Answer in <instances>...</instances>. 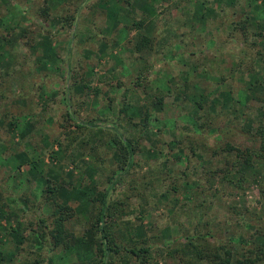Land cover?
Returning <instances> with one entry per match:
<instances>
[{"label":"rangeland","instance_id":"obj_1","mask_svg":"<svg viewBox=\"0 0 264 264\" xmlns=\"http://www.w3.org/2000/svg\"><path fill=\"white\" fill-rule=\"evenodd\" d=\"M126 1L0 0V252L5 257L0 264H79L88 259L94 252L92 200L96 190L99 194L107 189L110 202H123L126 212L116 228L125 237L119 242L132 246L131 238H156L148 264H176L175 241L185 232L194 234L196 226L212 230L214 246L234 239V261L255 245L264 247V161L246 169L250 178L259 175L242 189L217 179L212 191L197 195L203 206L195 208L197 202L192 206L193 195L183 186L197 183L196 191L203 192L209 176L188 151V142L179 145L183 152L172 145L181 140L174 120H192L185 107L170 105L187 81L192 103L207 104L218 93L226 110L233 104L226 83L221 92L208 93L225 76L234 90L242 89L237 124L242 126L246 118L264 124V0H140L144 5L134 0V10ZM70 16L75 20H68ZM246 18L251 23L245 30L241 22ZM142 19L147 20L145 27L132 30ZM141 32L152 38L151 51L137 52ZM70 66L78 80L91 81L100 94L70 77ZM140 74L142 85L137 86ZM146 89L150 99L145 98ZM162 94L168 107L161 111L148 104L156 120L115 189L108 182L118 169L111 134L98 143L97 151L83 150L77 163L69 155L60 163L51 158L53 149L58 150L56 140L77 153L88 135L75 133L74 142L65 139L66 130H75L65 121L68 107L80 120L125 127L126 121H116L112 114L118 102L125 98L135 103L136 113L129 111L123 118L139 122L137 111L142 115L143 105ZM233 116L218 114L215 126L226 127ZM238 128L224 134V142L251 146ZM212 159L214 166L223 165L222 155ZM48 179L63 182L56 201L74 210L67 222L72 233L67 249H50L55 218L54 200H47ZM152 180L153 187L147 186Z\"/></svg>","mask_w":264,"mask_h":264},{"label":"trees","instance_id":"obj_2","mask_svg":"<svg viewBox=\"0 0 264 264\" xmlns=\"http://www.w3.org/2000/svg\"><path fill=\"white\" fill-rule=\"evenodd\" d=\"M133 1L134 0H128L126 2L128 5H130L131 9L134 10L135 2ZM144 3V1L137 0V4L144 5ZM70 18L71 16L67 19L69 20ZM72 19L75 20V17L71 18V20ZM146 23L147 20L145 19H142L141 21H135L132 25V30H140L145 27ZM241 23V27L246 30V25L250 24L251 22L248 20V18H246V20ZM152 42V38L148 35L142 34V32L138 33L136 42L137 52L143 53L145 50L152 48ZM198 67V65L194 64V70H197ZM67 69L69 72H71L70 77H75V81L77 83L81 82L88 92L95 95L100 94V89L98 87L92 86L91 81L85 82V80L82 79L78 80V78H76L77 75L74 76L75 67L70 66ZM194 73L196 75L197 72L194 71ZM222 77L223 78H221V81L216 84L217 86L215 85V87L207 88L208 93L211 94L212 91L221 92L222 85L226 83L230 98L233 101V104H231V106L228 105L226 110L223 108L224 101L221 98H217L218 93L217 95L213 94L212 98L207 104H204V102H201L200 100H194V103H192L191 98L193 97L191 96L189 82L187 81L183 84V86H180V90L175 92L176 94L174 93V95L171 97L170 105H178L177 107H181L182 109L185 107L184 109L187 111V114L191 115L192 120L188 121L186 124L184 122L181 123V121H178V119L174 120L176 129H179L178 132L181 135V140H179L180 138L178 137L177 140L173 141L172 145L174 144L175 146H173L175 148H178L179 151L183 152L184 148H181L179 145L181 143L183 144L184 141L186 143H190H187V145H189L188 151L192 153L193 157H196V159L200 160L201 167L205 169V176H209L207 179L209 186H206L203 189V192L196 191V189L199 187V184L197 183L192 184L188 181V183L183 186L185 189L187 188L190 191L191 195H193V199H190V196L188 195L186 196L187 199L192 200V206L197 202V195L201 197V195L206 190H213L214 182L217 179H219L222 184L228 183L237 189L244 188V183L255 180V178L259 175L258 171L257 174L254 175V178H250L246 174V169L255 168L258 164L264 161V124L258 123L257 120L253 118H246L242 126L237 124V121L240 117L239 105L241 104L240 99H242V89L234 90L232 84H230L229 81L225 79L226 77ZM142 79L143 74H140L137 78V86L142 85ZM199 85L201 84L199 83ZM250 85L251 84H249L248 89H250ZM176 96L180 100H176ZM252 96H254V93ZM146 97L148 99L152 97L148 90L145 98ZM111 99L112 102L115 101L114 98ZM123 99L124 100L118 102V108L116 109V112H113L112 114L116 121H126L125 127L121 123H118L115 126V124H96L95 121L80 120L75 112H73L70 107H68L65 121L66 123L71 121V126H74L75 130H72L71 128L66 130V132L63 133V135L66 136L65 139L74 142L76 140L74 135L75 133L77 136H80L84 135L85 132H88V135L85 134L84 137H86V139L84 138L80 143V149L78 148L77 151V153L80 151L79 154L75 152H69V144L68 146H64L63 141L56 140L58 150H51V158L57 159V161L60 163L63 162L69 155L71 157V162L73 164L77 163L78 159L80 157L83 158L85 155L83 150L88 148L91 152L97 151L98 143L100 141L104 142L105 139L103 137H106L107 133L111 134L108 136L110 138L109 144L112 146L118 157V169L113 171V173L109 176L108 182L111 184L110 188L115 189L116 185L123 181V175H125L129 171V167L133 165L135 154L138 153L141 142L144 138L143 134H147L151 131V126L156 120L155 114L151 111V105L154 107L158 105L161 111L162 109H165V107H168V105H166V95H157L154 97L152 102L147 101V104L143 105L144 110L142 115L137 111V117L140 118V121L134 122V118L132 116H128L125 118L126 120L123 117L125 116V113L129 111H131L132 114L136 113L134 105L135 103L130 102L128 99ZM220 113L234 115L233 118L229 120V124H227V126L224 128H217L215 126L217 119L216 117ZM62 127L66 128L67 125L63 124ZM233 127H239L237 131H240L243 136L248 138L252 142V145L238 146L230 141L225 143L223 140L224 134L230 132ZM184 129L188 131H184ZM258 142L260 143V148H257ZM221 155V162L223 165L214 166V161L212 158H216ZM42 161L45 163V159H42ZM82 163L87 162L83 159ZM35 167H37L36 163H34L33 168L35 169ZM193 168L195 169L194 173H197V166H194ZM153 184L154 180L148 182L146 185L153 187ZM63 187V182L56 183L51 179L47 180V200H54L52 201V205L54 207L52 217L55 218V227L50 232V249L52 251H55L58 248L67 249L71 247L72 233L67 228V222L74 216V210L71 207L62 205L56 201L59 191ZM175 190L177 189L175 188ZM95 192L96 196L92 200L94 219L92 220L91 224L94 252H92L88 259L79 264H119V262L121 264H148L153 257V244H156V238L154 239L155 241L153 240L151 242L148 239H137V241H135L133 238H131L130 241H132V246H127L124 242H119L120 239L125 238L124 234H122L123 232L116 229L120 216H122V214H126L122 208L123 202H110V189H107L105 192L99 194L97 190ZM202 206L203 202H197L195 208L198 209V207L201 208ZM189 211H193V209L190 207ZM194 212H196L194 216L196 219V216L198 215L197 210L194 209ZM186 214L188 217H190L189 212H186ZM192 224L193 223H191V225ZM182 225L183 224H179L181 231H183ZM209 225L210 223L205 224V226ZM211 239L216 240V236L214 233H212V230L203 232L202 230L198 229L197 226L195 228L194 234H191V232H185L183 235H180L175 241L178 247L175 249V254H173V258L176 259V264H200L202 262H206L208 264L264 263V247L260 245H255L253 249L248 251V254L245 253L243 258H237L234 261V249L232 248V246H235L233 243L234 239L231 240L232 242L221 243L218 245L215 244V246L210 243ZM4 260L5 257L3 256L2 252H0V262ZM39 263L40 261L37 260L35 263L25 264Z\"/></svg>","mask_w":264,"mask_h":264}]
</instances>
